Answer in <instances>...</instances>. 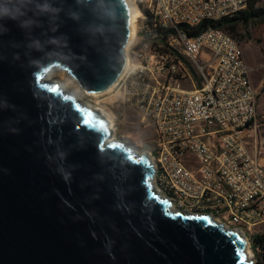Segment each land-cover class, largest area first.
Listing matches in <instances>:
<instances>
[{
    "label": "water",
    "instance_id": "water-1",
    "mask_svg": "<svg viewBox=\"0 0 264 264\" xmlns=\"http://www.w3.org/2000/svg\"><path fill=\"white\" fill-rule=\"evenodd\" d=\"M128 23L122 0H0V264H251L236 231L171 209L148 158L44 79L105 91Z\"/></svg>",
    "mask_w": 264,
    "mask_h": 264
},
{
    "label": "built area",
    "instance_id": "built-area-1",
    "mask_svg": "<svg viewBox=\"0 0 264 264\" xmlns=\"http://www.w3.org/2000/svg\"><path fill=\"white\" fill-rule=\"evenodd\" d=\"M132 1L139 16L111 93L153 131L146 157L155 192L175 211L236 231L250 263L264 264L253 245L264 235V165L251 69L226 31L188 34L204 20L245 10L247 0Z\"/></svg>",
    "mask_w": 264,
    "mask_h": 264
},
{
    "label": "rangeland",
    "instance_id": "rangeland-1",
    "mask_svg": "<svg viewBox=\"0 0 264 264\" xmlns=\"http://www.w3.org/2000/svg\"><path fill=\"white\" fill-rule=\"evenodd\" d=\"M253 11L258 12L259 16L250 20L248 24L237 25L233 31L223 30L237 41L243 58L251 69L249 79L257 94L254 130L261 146L262 161H264V13H262L264 0H254ZM48 82L59 87L63 94L71 96L82 108L93 112L97 110L105 122L111 123L110 138L127 145L137 155L146 156L154 138L152 129L141 124V117L137 111L130 109L120 101L113 102L115 97L111 90L103 94L88 93L70 75L60 69L48 72ZM198 86L199 83L196 87ZM183 88L192 90L188 83H184Z\"/></svg>",
    "mask_w": 264,
    "mask_h": 264
},
{
    "label": "trees",
    "instance_id": "trees-1",
    "mask_svg": "<svg viewBox=\"0 0 264 264\" xmlns=\"http://www.w3.org/2000/svg\"><path fill=\"white\" fill-rule=\"evenodd\" d=\"M247 2H248L247 3L248 6L246 10L239 11L231 17L222 18L217 21L204 20L201 23H199V25L196 28L189 30L188 34L195 35V34H198L206 30L207 28H220L222 30L225 29L228 31H233L237 25L248 24L250 20L259 16V13L253 11L254 0H247ZM262 13H264V11ZM254 244H257L260 246L261 251H262L261 256L264 257V235L257 236L254 239L253 245Z\"/></svg>",
    "mask_w": 264,
    "mask_h": 264
},
{
    "label": "bare ground",
    "instance_id": "bare-ground-1",
    "mask_svg": "<svg viewBox=\"0 0 264 264\" xmlns=\"http://www.w3.org/2000/svg\"><path fill=\"white\" fill-rule=\"evenodd\" d=\"M122 1L124 2L125 6H126V9L128 11V15H129L128 29H129V32H130V36H129V40H128V43H127L129 45L131 40H132V38H133L134 31L136 29V19L139 16V10H138V8L136 7V5L134 4V2L132 0H122ZM128 45H126V47H125V50H124L125 53L128 51ZM125 59H126V63H125V67H126L127 66V54L125 55ZM44 79L46 81H48V73L45 75ZM113 85H111L105 91L100 92V93L103 94V93H106V92L110 91L111 88L113 87ZM107 123L109 124V127H107V128L111 131V129H112L111 123L108 122V121H107ZM110 142L116 143L117 140H115L112 137L109 138V139H106V143H110ZM245 247H246V249H245ZM245 247H244V249H245V251H244L245 260L249 261L250 257H251L250 251H249V248H248L247 244H245Z\"/></svg>",
    "mask_w": 264,
    "mask_h": 264
},
{
    "label": "crops",
    "instance_id": "crops-1",
    "mask_svg": "<svg viewBox=\"0 0 264 264\" xmlns=\"http://www.w3.org/2000/svg\"><path fill=\"white\" fill-rule=\"evenodd\" d=\"M244 60H245V59H244ZM245 62H246V61H245ZM246 64H247V63H246ZM262 160H263V159H262ZM262 160H261V162H262V164L264 165V161H262Z\"/></svg>",
    "mask_w": 264,
    "mask_h": 264
},
{
    "label": "snow or ice",
    "instance_id": "snow-or-ice-1",
    "mask_svg": "<svg viewBox=\"0 0 264 264\" xmlns=\"http://www.w3.org/2000/svg\"><path fill=\"white\" fill-rule=\"evenodd\" d=\"M235 239V238H234Z\"/></svg>",
    "mask_w": 264,
    "mask_h": 264
}]
</instances>
